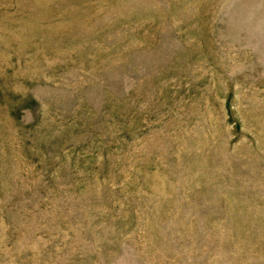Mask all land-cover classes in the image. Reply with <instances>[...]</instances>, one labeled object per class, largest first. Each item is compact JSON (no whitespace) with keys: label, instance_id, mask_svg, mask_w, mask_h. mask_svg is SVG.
<instances>
[{"label":"rangeland","instance_id":"obj_1","mask_svg":"<svg viewBox=\"0 0 264 264\" xmlns=\"http://www.w3.org/2000/svg\"><path fill=\"white\" fill-rule=\"evenodd\" d=\"M0 264H264V0H0Z\"/></svg>","mask_w":264,"mask_h":264}]
</instances>
